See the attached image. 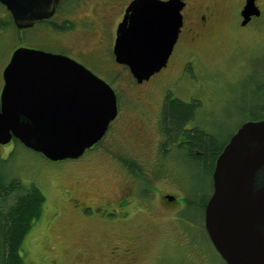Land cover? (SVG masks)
<instances>
[{
    "label": "rangeland",
    "instance_id": "obj_1",
    "mask_svg": "<svg viewBox=\"0 0 264 264\" xmlns=\"http://www.w3.org/2000/svg\"><path fill=\"white\" fill-rule=\"evenodd\" d=\"M89 1L90 10L75 19L92 16L91 8H96L93 18L101 25L108 7L112 16L120 8L115 0H107V6ZM240 1H197L213 9L207 26L201 29L186 20L169 66L141 84L114 61L109 40L102 41L100 31L85 39L72 31L55 43L70 46L73 53L84 50L81 64L112 87L120 112L97 151L76 162L48 160L13 140L0 145L6 176L26 187L35 185L45 197L42 213L21 245L24 264H225L208 239L204 213L186 208L182 200L192 195L201 201L211 192L201 168L171 152L163 165H154L153 175L148 171L149 182L140 183L120 168L116 157L133 159L145 170L154 161L165 94L195 102L189 126L204 129L219 143L259 113L264 99V1L261 16L247 26L239 24ZM0 18L8 20L1 4ZM19 37L9 24L0 30V90L3 66L13 48H53L52 38L47 40L39 28L22 34L23 41ZM182 65L185 72H180ZM164 195H174L177 201H167ZM80 200L94 207L106 204V218L98 210L92 216L80 214L74 208Z\"/></svg>",
    "mask_w": 264,
    "mask_h": 264
},
{
    "label": "water",
    "instance_id": "obj_2",
    "mask_svg": "<svg viewBox=\"0 0 264 264\" xmlns=\"http://www.w3.org/2000/svg\"><path fill=\"white\" fill-rule=\"evenodd\" d=\"M57 0H0L17 29L50 18ZM181 0H133L117 26L115 62L137 83L166 66L182 26ZM241 26L260 12L246 0ZM0 145L18 140L51 161L75 159L117 115L112 87L75 60L19 46L2 71ZM206 234L225 264H264V118L248 120L217 156ZM173 201V196H165Z\"/></svg>",
    "mask_w": 264,
    "mask_h": 264
},
{
    "label": "trees",
    "instance_id": "obj_3",
    "mask_svg": "<svg viewBox=\"0 0 264 264\" xmlns=\"http://www.w3.org/2000/svg\"><path fill=\"white\" fill-rule=\"evenodd\" d=\"M7 24L15 28L10 16L9 21L4 22L1 29H4ZM258 110L259 113L250 120L264 118V99ZM195 112V102L186 103L177 98L166 99L161 109L159 129L167 143L176 142L179 134L184 136L186 142L178 146L177 153L202 169L206 177L210 179L212 192L211 175L214 163L229 139L219 143L214 135L202 128L193 126L191 129H185L193 121ZM12 140L20 143L16 139ZM4 161L0 158V264H24L20 253L21 245L34 221L40 217L45 197L35 185L26 187L19 181L8 178L3 172L5 165L2 162ZM134 166L133 169H140ZM144 187L147 189L146 186ZM211 192L203 194L201 201H197L196 196L192 195L182 200L186 208L201 209L204 213V207Z\"/></svg>",
    "mask_w": 264,
    "mask_h": 264
},
{
    "label": "flooded vegetation",
    "instance_id": "obj_4",
    "mask_svg": "<svg viewBox=\"0 0 264 264\" xmlns=\"http://www.w3.org/2000/svg\"><path fill=\"white\" fill-rule=\"evenodd\" d=\"M100 1H99V4L103 3V6L109 5L107 0H100ZM108 1H112V0H108ZM115 1H119L118 3H120V8L117 9L116 13L112 16V13H113L112 7H108V11H109L108 14L101 16L103 18V20L101 21V25H98L95 21V18H93L97 14L96 8H91L92 16L82 14L77 19H75V16L77 13H79V12L82 13V12L86 11V9L90 10V8H89V2L90 1L89 0H57L54 14L50 18L42 20L40 22H37L36 24H34L32 27H29V28H25V29H17L16 27L15 28L18 30V34L21 37V41L24 40L22 38V34L25 35V32H27L29 29L34 30L35 28H39V30L42 32V34L45 36V38L47 37L46 38L47 40H50V38H52V40L54 42V43L50 44L51 47H53L51 49L45 47V45L49 46V44H41V45H37L35 47H29V46H25V47L34 48V49L42 50V51L53 53V54H61V55H64L66 57H69V58H71V59H73L76 62L81 64L80 59L84 60V55H85V52L83 49H78L75 53H73L72 51H70V49H71L70 46H64L63 48H59L58 45H56L55 43L56 42L58 43L60 37L67 36L72 31H74V33L76 35L80 34L81 36H83V39L87 38L89 35L92 36L93 34H97V32L100 31V33L102 35L100 38L102 39V41L104 39V42H106V40H109V46L111 47V51H112L114 40L116 37L117 26H118V24H120L122 22L126 8L129 5V3L133 0H115ZM162 1H166V0H162ZM181 1L184 3L183 8L181 9L182 26L180 28L178 38H177V41L174 44V46L177 43H179V41L181 39V36H182L184 29H185V21L186 20H188L190 24H192V23L196 24L199 28L202 29V28L207 26L208 21L210 20V18L213 15V9L211 6L196 4L197 1H202V0H181ZM254 1H255V5L259 9L260 15L259 16H252L250 21L245 26H247L249 23H251L255 18H259L262 14V8L260 5V2L262 0H254ZM245 2H246V0H241L239 3L240 4L239 5L240 6L239 7V16L240 17H241L240 12H241L243 6L245 5ZM7 14H8V20L7 21L0 18V30H1V27L4 25V22L9 21V16L11 17V15L9 14L8 11H7ZM241 20H242V18H241ZM19 46H24V45H19ZM19 46H17V47H19ZM17 47H15L11 50V52L7 58L5 66L9 62L12 52ZM173 49H174V47H173ZM172 52H173V50H172ZM98 58H99L98 56H96V57L94 56L92 59L97 60ZM170 60H171V55L169 56V58L167 60L166 66L163 67L162 69H166L169 66ZM114 61H115V59H114ZM5 66H3V69L5 68ZM124 67H126V66H124ZM183 71L185 72L184 65H182V67L180 69V72H183ZM138 84H141V83H138ZM116 98H117V96H116ZM166 99H176V98H174L170 94H165L162 97L160 109H162V106L164 105V102L166 101ZM186 103H191V101L190 102L188 101ZM119 112H120L119 111V104H118V99H117V115L112 122H114L118 118ZM160 114H161V110L159 112V117H158V129H159V122H160ZM110 124H109L107 131L110 128ZM192 127H193L192 125L189 126V124H188V126H186L185 129H191ZM105 134H104V136H105ZM104 136L102 137V139L104 138ZM102 139L99 142H97L96 144H94L92 147H90L89 149H86L84 151V153L81 156H79L78 158L67 159V160H71L72 162H76V161L83 159L87 154L95 153L97 151V147L99 146ZM184 142H186L184 139V136L179 134L177 139H176V142L167 143L165 141V139L163 138L162 133L159 129L158 143H156L153 146V152H154V155L156 157L154 156L155 157L154 161H152L148 164L150 166L147 167L146 170H145V168L141 167V164H139V163L137 164V162L133 159L128 160V159H125L123 156L119 155L116 157L117 158L116 160H118V162H119L118 165L120 166V168H123L124 170H126V172H128V174L130 173V176H133L135 180L138 179V182L141 181V183L142 182L148 183L149 178H150L148 175V171L151 170V173L153 175V169L152 168H154V165L156 163L163 165L170 158V157H168L169 154L171 152H178L179 151L178 146ZM176 156H178V154H176ZM134 165L140 167V169H137V168L133 169L132 167ZM69 194H71V196L74 197L73 198L74 201L78 199V198L76 199V196L74 194H72V192H69ZM165 196H167V195H164V198H165ZM169 196H173L175 198L171 202L177 201L176 196H174V195H169ZM165 200H167V199L165 198ZM76 202L74 204V208L80 214H85L87 212H90V216H92L96 213V210H98V211H101L100 213L103 215L104 218H106L107 211L102 212V208L104 206L107 207L106 204H103V205L99 204L97 207H94V203H92V202H90V203L84 202L83 200H80V202H78V201H76ZM116 219H118V218L116 217L115 219H111V220L116 221ZM213 249H214V247H213Z\"/></svg>",
    "mask_w": 264,
    "mask_h": 264
}]
</instances>
